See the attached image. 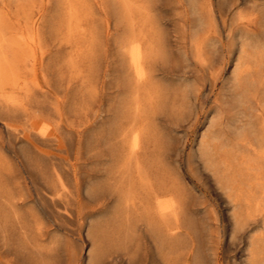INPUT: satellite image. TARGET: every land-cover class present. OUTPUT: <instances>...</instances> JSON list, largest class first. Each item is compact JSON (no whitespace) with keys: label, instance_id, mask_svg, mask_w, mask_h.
Segmentation results:
<instances>
[{"label":"rangeland","instance_id":"rangeland-1","mask_svg":"<svg viewBox=\"0 0 264 264\" xmlns=\"http://www.w3.org/2000/svg\"><path fill=\"white\" fill-rule=\"evenodd\" d=\"M263 9L264 0H0V264H37L32 245L59 239L51 264H94L96 248L113 255L104 264H128L114 247L127 240L139 244L130 264H184L190 246V264H250L251 232L234 230L233 219L255 208L256 177L231 125L248 104V112L264 107L262 91L250 86L264 50ZM4 120L39 134V151H27L37 185L54 189V167H66L59 207L73 212L64 227L53 226L57 205L49 199L21 202L32 186L22 182L8 141L17 152L22 144ZM134 139L150 183L136 184L129 198L118 190V169ZM170 198L181 204L176 213Z\"/></svg>","mask_w":264,"mask_h":264},{"label":"bare ground","instance_id":"bare-ground-1","mask_svg":"<svg viewBox=\"0 0 264 264\" xmlns=\"http://www.w3.org/2000/svg\"><path fill=\"white\" fill-rule=\"evenodd\" d=\"M111 2V1H110ZM255 4V3H254ZM114 6V5H113ZM136 6V5H135ZM264 11V9H263ZM130 12V11H129ZM113 18V17H112ZM192 19V18H191ZM264 21V20H263ZM132 22V21H131ZM139 33V32H138ZM1 35V34H0ZM138 36V35H137ZM142 37V36H141ZM128 40V39H127ZM256 40V39H255ZM134 45H132V49L130 51V56H131V59H132V62L134 64V66L136 68L139 69V71H142V65H143V61H142V52H141V49H140V46L138 43H133ZM263 47V46H262ZM116 49V48H115ZM149 54V53H148ZM258 61L256 62L257 63V71H258V78L256 80H251V84L250 86H252L254 88V91H262V94L261 96H264V50L262 48V50H260L258 53ZM256 56V55H254ZM147 57V56H146ZM148 58V57H147ZM256 58V57H255ZM15 59V58H14ZM257 59V58H256ZM147 60V59H146ZM253 60V59H252ZM18 61H21V60H18ZM254 61V60H253ZM216 62V61H215ZM255 63V61H254ZM253 63V65H254ZM255 63V64H256ZM250 65V63H249ZM11 68V67H10ZM254 68V66L252 67ZM1 70V69H0ZM253 73H255L253 71ZM257 73V72H256ZM249 74V73H247ZM251 74V73H250ZM244 75V74H243ZM246 75V74H245ZM243 77V76H242ZM252 78V77H251ZM243 80V79H242ZM243 82V81H242ZM245 83V82H244ZM245 89L247 88L248 85H245ZM136 88V87H135ZM148 91V90H147ZM242 95V94H240ZM243 96V95H242ZM245 96V95H244ZM243 96V97H244ZM248 96V95H246ZM254 96H257L256 94ZM176 97V96H175ZM242 97V98H243ZM253 98V97H251ZM249 99V98H248ZM253 100V99H252ZM248 104V102H246ZM250 103V102H249ZM253 103V102H252ZM16 106V105H15ZM260 106V105H259ZM18 107V106H17ZM20 107V106H19ZM176 107V106H175ZM23 108V107H22ZM21 108V109H22ZM250 108H252V105L250 106V104H248L247 106L243 107V110H240L238 112V115L236 114L235 116H237L234 120V124L231 125V129H232V133L234 135V137L236 138L235 139V142L237 140V143L239 145V150H240V147L243 149V151L241 152H244L246 154V156H248L247 158L251 160V162L249 163L247 161V158H245V162H248L247 165H249V168L253 171V174L252 175H255L254 177L255 178V181L252 182V184L254 183V188H255V202H252L255 203V208H251L252 204H250V210L253 209V211L249 212V211H242L240 213V215L238 217H234L233 219V224H234V230H237L238 232L239 231H242L243 233H250L249 235V254H251V259L249 260L251 263L250 264H264V107L263 108H258V110L256 111H250ZM19 108H17L18 110ZM43 109V108H42ZM45 110V109H43ZM42 110V112H44ZM252 110V109H251ZM23 112H25V110H21ZM20 111V112H21ZM39 111V110H38ZM12 112V111H11ZM17 112V111H16ZM46 112V111H45ZM33 113V112H32ZM13 114V112H12ZM30 114V112H29ZM29 114H27L29 116ZM46 114V113H44ZM41 115V114H40ZM43 116V115H42ZM41 116V117H42ZM47 116V115H46ZM13 117V116H12ZM31 117V116H30ZM28 117V118H30ZM11 118V117H10ZM17 118V117H16ZM49 118V117H48ZM244 118H247L246 120ZM234 119V117H233ZM11 120V119H10ZM26 124V123H25ZM124 124V123H123ZM29 125V124H28ZM34 125V124H33ZM122 125V124H121ZM4 126H5V129H6V132L7 134H12L14 137H16L15 140H17V142L21 143L22 145L20 146V149H19V152H17V150L14 149V145L11 144L10 141H8V145L12 148V152L14 153V156L15 158L17 159V165H18V170H19V174L20 176L22 177L24 184L25 186L30 182L31 183V186L32 187H27L26 189V192L22 195L21 197V202H28V201H32V202H35L36 204L38 203H42L45 199H49L50 201H52L55 205H57L55 211H56V218L54 219L53 221V226L57 227V228H60V227H64L65 226V219L67 217H71L72 216V207L70 205H65L64 207H59L60 203L61 202V198L63 196V194H66L68 192V190L66 189L67 188V185H66V182L64 180V173H65V168H62V169H59V167H54V174L53 176L55 175V188L54 189H51V190H44L41 186L37 185L36 182L34 181V177H33V174H32V171H31V168L32 166L30 165V160L28 158V153L30 152H27L29 149H33L34 151L38 152L39 150L37 149V144H36V141H35V138L38 137V133H36L35 131L29 129L28 127L26 126H23L21 128H19L18 126L12 124L11 122H8L6 120H4ZM30 126V125H29ZM126 126V125H125ZM124 126V127H125ZM31 127V126H30ZM56 127V126H55ZM123 127V128H124ZM130 129V128H129ZM132 129V128H131ZM130 129V130H131ZM42 130V129H41ZM130 130H127V131H130ZM135 130V129H134ZM126 131V129H125ZM126 131V132H127ZM153 131V130H152ZM43 132V131H42ZM118 132V131H117ZM120 132V131H119ZM121 132H122V128H121ZM121 132L119 134H121ZM133 132V131H132ZM132 132L130 134H132ZM141 132V130H140ZM38 134V135H37ZM44 134V132H43ZM125 134V133H124ZM117 135V134H116ZM123 135V134H122ZM121 135V137H123ZM141 135V134H140ZM139 135V136H140ZM148 135V134H147ZM46 136V135H45ZM48 136V135H47ZM114 136V135H113ZM128 136V135H127ZM130 136V135H129ZM49 137V136H48ZM47 137V138H48ZM59 137V136H58ZM120 136H117L115 137V140L116 138H119ZM120 137V138H121ZM132 137V136H131ZM231 137V136H230ZM233 137V136H232ZM233 137V138H234ZM41 138V137H39ZM51 138V137H50ZM126 138V137H125ZM139 138V137H138ZM142 138V137H140ZM139 138V139H140ZM49 139V138H48ZM113 139V138H112ZM121 139H124V138H121ZM132 139V138H131ZM232 139V138H231ZM37 140V139H36ZM71 142H72V139H70ZM144 140V139H143ZM230 140V139H229ZM13 141V140H12ZM109 141V140H108ZM121 141V140H120ZM119 141V142H120ZM129 141V140H128ZM164 141V140H163ZM234 141V139L232 140ZM46 142V141H45ZM70 142V141H68ZM127 142V140H126ZM51 143V142H50ZM67 143V142H66ZM128 143V142H127ZM126 143V144H127ZM144 143V142H143ZM142 143V144H143ZM70 145V143H68ZM114 144V143H113ZM57 145V144H56ZM119 145V144H118ZM123 145V144H121ZM113 146V145H112ZM125 146V145H124ZM40 147H41V144H40ZM54 147V145H53ZM118 146H115V148H117ZM123 147V146H122ZM128 147V146H126ZM144 147V146H143ZM206 147V146H205ZM232 147V146H231ZM69 148V147H68ZM54 149V148H53ZM56 149V148H55ZM54 149V150H55ZM64 149V146L62 143H60L59 145V149L58 150H63ZM214 149V148H213ZM231 149V148H229ZM235 149V148H234ZM241 149V150H242ZM42 150V148H41ZM57 150V149H56ZM71 150V149H70ZM120 150H123L122 148L120 149L119 148V151ZM126 150V149H124ZM141 150V149H140ZM152 151V149H149ZM148 150V151H149ZM154 150V148H153ZM208 150V148H207ZM150 151V152H151ZM237 151V150H236ZM236 151L233 150V152L230 154H233L235 152V155H236ZM106 152V151H105ZM115 152V151H114ZM138 152H139V143H138V140L137 139H134L133 142L129 145L128 147V153L126 156H124V158L122 159V162H121V165L119 167V171H120V176L119 177V182H120V188H118V190L120 191V193H123L124 195H126L127 197H129V193L131 192V190L133 189L134 190V186H136V184H141L143 186H147L149 185L150 183V178L148 177L149 176V172L148 170L145 168L143 162L141 160L140 157L143 155V153H145V151H143L142 155L139 157L138 155ZM153 152V151H152ZM226 152V151H225ZM229 152V151H228ZM113 153V152H112ZM120 153V152H119ZM123 153V152H122ZM121 154H117L118 155H122ZM141 153V152H139ZM156 153V152H155ZM227 153V152H226ZM31 154V153H30ZM105 154V153H104ZM110 154V153H109ZM217 154V153H216ZM214 154V155H216ZM229 154V153H228ZM239 154V152L237 153ZM242 154V153H241ZM124 155V154H123ZM153 155V154H152ZM151 155V157H153ZM158 155V154H157ZM156 155V157H157ZM204 155V154H203ZM213 155V156H214ZM234 155V154H233ZM243 155V154H242ZM252 155V156H251ZM115 156V155H114ZM155 156V155H154ZM231 156V155H230ZM36 157V156H35ZM87 157V156H86ZM149 157V155L147 156ZM37 158V157H36ZM98 158V157H97ZM101 158V157H99ZM244 158V157H243ZM82 159V158H81ZM118 159H120L118 157ZM148 161L147 158H145ZM151 159V158H149ZM242 159V158H241ZM39 160V158H38ZM88 160V159H86ZM85 160V161H86ZM82 161V160H81ZM113 161V160H112ZM145 161V160H144ZM209 161V160H208ZM221 161V159H220ZM57 162V161H56ZM55 162V163H56ZM152 162V160L150 161ZM159 162V161H157ZM213 162V161H212ZM215 162V161H214ZM230 162V161H229ZM228 162V163H229ZM244 163V161H241ZM239 162V163H241ZM53 163V162H52ZM54 163V164H55ZM86 163V162H85ZM216 163V162H215ZM214 163V164H215ZM218 163V162H217ZM220 163V162H219ZM33 164V163H32ZM45 164V163H44ZM102 164V163H101ZM153 164V163H152ZM160 165V163H157ZM242 164V163H241ZM246 164V163H245ZM65 165V164H64ZM62 165V166H64ZM82 165V164H81ZM238 165V164H237ZM243 165V164H242ZM34 166V165H33ZM40 166V165H39ZM61 166V164H60ZM96 166V165H95ZM155 166V165H154ZM229 166V165H228ZM244 166V165H243ZM246 166V165H245ZM45 167V166H44ZM50 167V166H49ZM68 167L71 169H69L70 171H72L71 173H73V177H74V182H75V185H76V191H77V195H79V188H80V181H79V178H78V172H77V167H76V163H69ZM102 167V165H101ZM108 167V166H107ZM150 167V166H149ZM148 169H151L149 168ZM247 167V166H246ZM43 168V166H42ZM85 168V166H84ZM227 168V167H226ZM47 169V168H46ZM92 169V168H91ZM90 169V170H91ZM96 169V168H95ZM112 169V168H111ZM154 168H152L153 170ZM228 169V168H227ZM93 170V169H92ZM248 170V169H247ZM48 171V170H47ZM108 171V170H107ZM112 171V170H111ZM150 171V170H149ZM154 171H156L154 169ZM153 171V172H154ZM158 171V170H157ZM224 171V170H223ZM222 171V173H223ZM228 171V170H227ZM226 171V172H227ZM17 172V171H16ZM36 172V171H35ZM233 172V171H232ZM38 173V172H37ZM159 173V171L157 172V174ZM220 173V175L222 174ZM50 174V173H49ZM48 174V175H49ZM111 174V173H109ZM228 174V173H227ZM226 174V175H227ZM238 174V173H237ZM45 175V174H44ZM47 175V176H48ZM117 175V174H116ZM235 175V173H234ZM247 175V173H246ZM244 175V176H246ZM38 176V175H37ZM52 176V177H53ZM82 176V174H81ZM84 176V175H83ZM115 176V174H114ZM113 176V177H114ZM158 176H160V173L158 174ZM157 176V177H158ZM162 176V175H161ZM232 176V175H231ZM229 176V177H231ZM250 176V174H249ZM156 178V176H154ZM224 177V176H223ZM222 177V178H223ZM227 176V178H229ZM238 177V176H237ZM253 177V176H252ZM41 178V177H40ZM45 178V177H44ZM84 178V177H83ZM117 178V176H115V179ZM154 178V179H155ZM161 178V177H160ZM226 178V177H225ZM244 178V177H243ZM159 179V178H158ZM230 179V178H229ZM233 179V176L232 178ZM235 179V177H234ZM107 180V179H106ZM118 180V179H116ZM160 180V179H159ZM163 180V179H162ZM222 180V179H221ZM227 180V179H226ZM236 180V179H235ZM245 180V179H244ZM243 180V181H244ZM251 181L254 180V179H250ZM41 181V179H40ZM114 181V180H113ZM230 181V180H229ZM21 182V181H20ZM105 182V181H104ZM155 182V181H154ZM153 182V183H154ZM164 183V181H162ZM226 182V181H225ZM231 182V181H230ZM235 182V181H234ZM250 182V181H249ZM42 183V182H41ZM222 183V181H221ZM228 183V181H227ZM226 183V184H227ZM233 184V181L231 182ZM243 183V182H241ZM251 183V182H250ZM52 184V183H51ZM106 184V183H105ZM109 184V183H108ZM118 184V183H117ZM124 184H127L128 189H126V192H124V188L122 187ZM158 184V183H157ZM19 185V184H18ZM44 185V184H43ZM163 185V184H162ZM45 186V185H44ZM106 186V185H105ZM109 186V185H108ZM153 186V185H152ZM157 186V185H156ZM161 186V185H159ZM168 186V185H167ZM229 186V185H228ZM226 187V188H229V187ZM247 186V185H246ZM100 187V186H99ZM139 187V186H138ZM162 187V186H161ZM164 187V185H163ZM166 187V186H165ZM245 187V186H244ZM249 187V186H247ZM21 188V186H20ZM32 188V189H31ZM47 188V187H46ZM98 188V187H97ZM117 188V187H116ZM127 188V187H126ZM167 188V187H166ZM225 188V187H224ZM239 188V187H238ZM250 188V187H249ZM49 189V188H48ZM100 189V188H99ZM109 189V188H108ZM169 189H172V188H169ZM236 189V187H235ZM19 190V189H18ZM95 190V189H94ZM97 190V189H96ZM106 190V188H105ZM104 190V191H105ZM135 190H139V189H135ZM155 190V189H154ZM160 190V189H159ZM227 190V189H226ZM238 191H240L239 189H236ZM242 190V189H241ZM21 191V190H20ZM23 191V190H22ZM102 191V190H101ZM118 191V192H119ZM136 191V192H137ZM151 191V190H150ZM161 191V190H160ZM164 191V190H163ZM252 191V189H251ZM58 193V196L54 197V194L53 193ZM110 192V191H109ZM141 192V191H140ZM152 192V191H151ZM174 192V191H173ZM227 192H229L227 190ZM114 193V192H113ZM150 193V192H149ZM153 193V192H152ZM158 193H160L158 191ZM93 194V192H92ZM95 194V193H94ZM168 194V193H167ZM166 194V195H167ZM243 194V192H242ZM247 194V193H246ZM19 195V194H18ZM113 195V194H111ZM161 195V194H160ZM234 195V194H233ZM238 195V194H237ZM67 196V195H66ZM95 196V195H94ZM143 196V195H142ZM157 196V195H156ZM165 196V195H164ZM239 196V195H238ZM92 197V196H91ZM147 197V196H145ZM144 197V198H145ZM150 197V196H149ZM154 197V196H153ZM160 197V196H159ZM243 197V196H241ZM252 197V195H251ZM250 197V198H251ZM90 198V197H89ZM130 198V197H129ZM248 198V196H247ZM249 198V200H250ZM3 199V198H2ZM96 199V198H95ZM141 199V198H139ZM148 199V198H147ZM176 199V198H175ZM244 199L246 198H243V202H244ZM19 200V199H17ZM130 200V199H129ZM132 200V199H131ZM130 200V201H131ZM247 200V199H246ZM245 200V201H246ZM252 200V199H251ZM250 200V201H251ZM78 201V200H77ZM146 201V199H145ZM249 201V202H250ZM168 205H166L167 207H169L173 212H177L178 209H180L181 207V204L179 203V201L177 200H174L173 198H170L168 200ZM247 203V202H246ZM32 204V203H31ZM148 205V203H146ZM145 204V205H146ZM164 203L163 202H160V201H157L156 202V210L160 213L163 212V205ZM249 204V203H248ZM34 205V204H33ZM130 205V204H129ZM139 205V204H138ZM244 205V203H243ZM10 206V205H9ZM79 206V205H78ZM81 206V205H80ZM149 206V205H148ZM234 208L237 206V204H234L233 205ZM253 206V207H254ZM11 207V206H10ZM19 207V206H18ZM53 207V206H52ZM183 208V207H182ZM240 208V206H239ZM238 208V209H239ZM12 209V208H11ZM80 210V208H79ZM128 210V209H127ZM170 210V211H171ZM3 210H0V213L2 212ZM13 211V210H12ZM43 211V210H42ZM41 211V212H42ZM185 211V210H184ZM239 211V210H238ZM37 212V211H36ZM79 212V211H78ZM147 212V211H146ZM149 212V211H148ZM3 213V212H2ZM9 213V212H8ZM19 213V212H18ZM85 213V211H84ZM164 213V212H163ZM5 214V213H4ZM74 214V213H73ZM77 214V213H76ZM81 214V213H80ZM148 214V213H147ZM2 215V214H1ZM156 215V214H155ZM154 215V217H155ZM5 216V215H4ZM79 216V215H78ZM136 216V215H135ZM167 216V215H166ZM171 216V215H170ZM169 216V217H170ZM180 216V215H179ZM177 216V217H179ZM236 216V215H234ZM38 217V215H37ZM50 217V216H49ZM128 217V216H127ZM259 217H261L262 221L260 222L259 221ZM6 219V217H3ZM20 218V217H19ZM159 218V217H158ZM165 218V217H164ZM77 219V218H76ZM160 219V218H159ZM113 220V218H112ZM146 220V219H145ZM156 220V219H155ZM168 220V219H167ZM44 221V220H43ZM51 221V220H50ZM79 221V220H78ZM77 221V222H78ZM158 221V220H157ZM161 221V220H160ZM165 221H166V218H165ZM5 222V220H4ZM7 222V220H6ZM154 222V221H153ZM162 222V221H161ZM167 224H168V221H166ZM170 222V221H169ZM174 222V221H173ZM8 223V222H7ZM68 223V222H67ZM159 223V221L157 222ZM171 223V222H170ZM129 224V223H128ZM149 224V222H148ZM155 224V222H154ZM154 224H152L153 226H151V229L154 228ZM163 224V223H162ZM1 225V224H0ZM9 225V224H8ZM77 225V224H76ZM130 225V224H129ZM132 225V224H131ZM156 225V224H155ZM10 226V225H9ZM75 226V225H74ZM156 226H159V225H156ZM163 226H165L163 224ZM174 226V225H173ZM4 227V226H3ZM35 227V226H34ZM33 227V228H34ZM77 227V226H76ZM143 227V226H142ZM172 227V225H171ZM176 227V225H175ZM182 227V226H181ZM30 228V227H29ZM32 228V229H33ZM36 228V227H35ZM41 228V227H40ZM165 228V227H164ZM5 229V228H4ZM21 229V228H20ZM24 229V228H23ZM63 229V228H62ZM157 229L160 230V228H154V232H158ZM172 229V228H170ZM180 229V228H179ZM1 230V229H0ZM13 230V229H12ZM11 230V231H12ZM19 230V229H18ZM35 230V229H34ZM33 230V231H34ZM118 230V229H117ZM38 231V230H36ZM143 231V230H142ZM171 231V230H170ZM1 232V231H0ZM10 232V231H9ZM13 232V231H12ZM23 232V231H22ZM25 232V231H24ZM141 232V231H140ZM145 232V231H144ZM178 232V231H177ZM236 232V231H235ZM16 233V232H15ZM41 233V232H40ZM160 233V231H159ZM21 234V233H20ZM39 234V233H38ZM53 234V233H51ZM55 234V233H54ZM7 235V234H6ZM17 235V234H16ZM70 235V234H69ZM142 235V234H141ZM12 236V235H11ZM19 236V235H18ZM25 236V234H24ZM57 236V235H56ZM55 236V237H56ZM170 236V234H169ZM168 236V237H169ZM4 237V235H3ZM2 237V238H3ZM17 237V236H16ZM21 236H19L20 238ZM26 237V236H25ZM53 237V235H52ZM51 237V239H52ZM58 237V236H57ZM7 238V237H5ZM18 238V239H19ZM44 238V237H43ZM115 238V237H114ZM14 239V236L13 238ZM21 239V238H20ZM56 239V238H55ZM59 239V237H58ZM5 240V239H4ZM37 240V239H36ZM42 240V239H40ZM50 240V239H49ZM57 240V239H56ZM164 240V239H163ZM16 241V239H15ZM14 241V242H15ZM43 241V240H42ZM170 241V240H169ZM172 241V240H171ZM170 241V242H171ZM13 242V243H14ZM22 242V241H21ZM38 242V241H37ZM159 242V240H158ZM169 242V243H170ZM43 243V242H42ZM60 243V239H59V242ZM56 241H50L49 244H33L32 245V251L35 255V257H37V264H51L50 262L52 261V258H53V254H54V251L56 250V248H58L59 244H58ZM113 243V242H112ZM173 243V242H172ZM11 244V243H9ZM165 244V243H164ZM187 244V243H186ZM18 245V243H17ZM136 245V246H135ZM139 244L137 243H134L132 240H127L125 242H121V243H117L116 245H114L115 247V250H117V253L118 251H120V259L128 264H130V262L133 260V257L135 255L136 252H138L139 250ZM161 245V244H160ZM175 245V244H174ZM16 246V245H15ZM19 246V245H18ZM134 248V251H131V249ZM189 247V244L185 245V243L183 241H181L180 243H178V247H181V248H185V247ZM24 247H26L24 245ZM112 247V246H111ZM59 249V248H58ZM157 249V248H156ZM191 249L192 247L190 246V248L185 251V255H186V262L184 264H190L189 262V259H190V255H191ZM23 250H25V248H23ZM114 250V249H113ZM60 251V250H59ZM94 251V250H93ZM108 251V250H107ZM112 250H110L111 252ZM157 252V251H156ZM95 255H93L94 257V264H104L105 262H109L110 260L113 259V255L110 253H106L102 248H96V251L94 252ZM160 255V254H159ZM164 255V254H163ZM183 255V254H182ZM178 256V255H176ZM189 256V257H188ZM21 257V256H20ZM166 257V256H165ZM180 257V256H178ZM168 258V256H167ZM20 259V258H19ZM151 259V258H150ZM21 260V259H20ZM135 260V259H134ZM169 260V259H168ZM23 261V260H21ZM167 261V260H166ZM60 262V261H59ZM151 262V261H150ZM169 262V261H168ZM61 263V262H60ZM167 263V262H166ZM30 264V263H29ZM33 264V262H32ZM69 264H74V261L71 259Z\"/></svg>","mask_w":264,"mask_h":264}]
</instances>
